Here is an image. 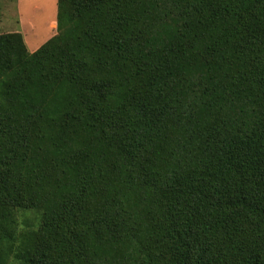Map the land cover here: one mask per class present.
I'll return each mask as SVG.
<instances>
[{
    "label": "trees",
    "instance_id": "trees-1",
    "mask_svg": "<svg viewBox=\"0 0 264 264\" xmlns=\"http://www.w3.org/2000/svg\"><path fill=\"white\" fill-rule=\"evenodd\" d=\"M57 6L0 33V264H264V0Z\"/></svg>",
    "mask_w": 264,
    "mask_h": 264
},
{
    "label": "rangeland",
    "instance_id": "rangeland-1",
    "mask_svg": "<svg viewBox=\"0 0 264 264\" xmlns=\"http://www.w3.org/2000/svg\"><path fill=\"white\" fill-rule=\"evenodd\" d=\"M57 4L58 0H0V33L11 32L17 27V21L20 20V13L23 11L25 28H29L30 33L25 34L29 50L39 44L44 45L52 35L53 37L56 35L52 34L49 24L52 20L57 22ZM32 26H35L34 31ZM31 41L34 44L32 42V46L29 47ZM36 219L37 215L32 212L23 213L21 219L23 228L36 223Z\"/></svg>",
    "mask_w": 264,
    "mask_h": 264
},
{
    "label": "crops",
    "instance_id": "crops-1",
    "mask_svg": "<svg viewBox=\"0 0 264 264\" xmlns=\"http://www.w3.org/2000/svg\"><path fill=\"white\" fill-rule=\"evenodd\" d=\"M20 14H21V15H20V20L17 21V27H14V28L12 29V31H11V32H8V33H21V34L23 35L25 41H26V36H25V34H30V33L28 32V29H29V28H25V19H23V11H21ZM33 25H34V24H33ZM49 26L51 27V31L53 32L52 34H57V22L52 20V21L50 22ZM32 30H33V31L35 30V26H32ZM52 37H53V35H52L49 39H51ZM49 39H48L47 41H49ZM33 41H34V40H33ZM33 41H31V43H30L31 45L29 44V47L32 46V42H33ZM47 41H45V42H47ZM26 44H27V48H28V43H27V41H26ZM33 44H34V42H33ZM40 47H41V44L37 45L35 48L32 47L31 51L29 50V48H28V50H29L31 53H34V52L37 51Z\"/></svg>",
    "mask_w": 264,
    "mask_h": 264
}]
</instances>
